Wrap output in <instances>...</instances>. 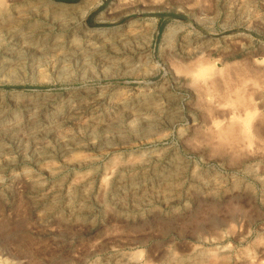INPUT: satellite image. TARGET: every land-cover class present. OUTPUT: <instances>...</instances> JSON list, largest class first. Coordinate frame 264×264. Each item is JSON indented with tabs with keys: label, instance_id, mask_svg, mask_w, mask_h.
Wrapping results in <instances>:
<instances>
[{
	"label": "rangeland",
	"instance_id": "374dc122",
	"mask_svg": "<svg viewBox=\"0 0 264 264\" xmlns=\"http://www.w3.org/2000/svg\"><path fill=\"white\" fill-rule=\"evenodd\" d=\"M41 1H0V264H264V0Z\"/></svg>",
	"mask_w": 264,
	"mask_h": 264
},
{
	"label": "bare ground",
	"instance_id": "6f19581e",
	"mask_svg": "<svg viewBox=\"0 0 264 264\" xmlns=\"http://www.w3.org/2000/svg\"><path fill=\"white\" fill-rule=\"evenodd\" d=\"M0 1H1V0H0ZM41 2H42V1L40 0V3H41ZM43 2H44V1H43ZM49 2H50V1H49ZM45 3H46V2H45ZM51 4H53V3H51ZM56 4H57V3H56ZM47 5H48V4H47ZM54 5H55V2H54ZM61 5H62V4H61ZM57 6H58V5H57ZM59 7H60V5H59ZM59 7H58L57 10L60 11ZM46 8H47V7H46ZM49 8H50V7H49ZM63 9H64V8H63ZM48 10H49V9H48ZM7 11H8V10H7ZM53 12H54V11H53ZM62 12H63V11H62ZM62 12H61V14H62ZM4 13H5V12H4ZM54 13H55V12H54ZM58 13H59V12H58ZM64 13H65V12H64ZM3 15H5V14H3ZM8 15H9V14H8ZM1 16H2V15H1ZM2 17H3V16H2ZM4 17L6 18V16H4ZM4 17H3V19H4ZM7 19H8V18H7ZM81 28H82V27H81ZM116 30H117V29H116ZM109 32H110V31H108L107 29H103V30L100 31V33H107V34H108ZM98 33H99V32H98ZM105 36H106V35H105ZM101 37H102V36H101ZM103 37H104V36H103ZM28 42H29V41H28ZM49 44H50V43H49ZM51 45H52V44H51ZM35 56H36V55H35ZM211 65H212V64H211ZM248 65H250V64H248ZM255 65H256V64H255ZM255 65H254V66H255ZM214 66H215V64H214ZM203 67H204V66H203ZM212 67H213V66H212ZM200 68H201L200 70L202 71L203 68H202V67H200ZM207 68H208V67H207ZM214 68H215V67H214ZM216 68H217V67H216ZM210 69H211V68H210ZM227 69H228V68H227ZM200 70H199V71H200ZM207 70H208V69H207ZM251 70H252V69H251ZM254 70H255V69H254ZM204 71H206V70H204ZM263 71H264V70H263ZM263 71H262V72H263ZM196 72H197V71H196ZM208 72H209V71H208ZM211 72H212V71H211ZM250 72H251V71H250ZM256 72H257V71H256ZM197 73H198V75H201V74H202V72H201V74H199V72H197ZM204 73H205V72H204ZM204 73H203V74H204ZM257 73H258V72H257ZM257 73H256V74H257ZM195 74H196V73H195ZM208 74H209V73H208ZM252 74H254V73H252ZM259 75H260V74H259ZM245 76H246V75H245ZM260 76H261V75H260ZM196 77H197V76H196ZM196 77H195V78H196ZM207 77H208V76H207ZM248 77H249V76H248ZM251 77H253V75H251ZM255 77H256V76H255ZM195 78H193V79H195ZM212 78H213V77H212ZM197 79L199 80V78H197ZM197 79H195V81H196ZM206 79L208 80V78H206ZM237 79H238V78H237ZM207 80H205V82H206ZM202 81H203V80H202ZM212 81H213V79H212ZM215 81H217V80H215ZM215 81H214V83H215ZM225 81H226V80H225ZM203 82H204V81H203ZM217 82H218V81H217ZM221 82H222V81H221ZM239 82H240V81H239ZM219 83H220V82H219ZM222 83H223V82H222ZM203 84H205V83H203ZM211 84H212V83H211ZM208 85H209V84H207V86H208ZM212 85H213V84H212ZM215 85H217V84L215 83ZM213 86H214V85H213ZM211 87H212V86H211ZM218 87H220L219 84H218ZM253 87H254V86H253ZM213 89H214V88H213ZM218 91H219V90H218ZM21 92H22V91H21ZM23 94H24V95H23ZM28 95H29V94H28ZM28 95L25 94V93H22V97L20 96L22 102H25V101H27V100L29 99V96H28ZM250 95H252V93H251ZM13 96H14V95H13ZM17 97H18V96H17ZM245 97H246V96H245ZM245 97H244V98H245ZM213 98H214V97H213ZM239 98H240V99H239ZM244 98H243V99H244ZM247 98H250V96H248ZM72 99H73V98H72ZM208 99H209V98H208ZM237 99L240 100V103L243 102V100L241 99V96H239ZM245 99H246V98H245ZM245 99H244V101L247 100V99H246V100H245ZM249 100H250V99H249ZM249 100H248V101H249ZM251 100H253V98H252ZM19 101H20V100H19ZM207 101H208V100H207ZM213 101H214V100H213ZM28 102H29V101H28ZM70 102H71V101H70ZM216 102H217V101H216ZM252 102H253V101H252ZM208 103H209V102H208ZM208 103H207V104H208ZM221 103H222V102H221ZM243 103H244V102H243ZM250 103H251V102H250ZM68 104H69V102H68ZM211 104H212V102H211ZM244 104L246 105V102H245ZM247 104H249V103H247ZM23 105H24V104H23ZM209 105H210V103H209ZM212 106H213V105H212ZM247 107H248V106H247ZM211 108H213V107H211ZM215 108H216V107H215ZM217 109H218V108H217ZM219 109H220V106H219ZM61 110H62V109H61ZM208 110H211V109L209 108ZM58 111H59V110H58ZM63 111H64V110H63ZM70 111H71V110H70ZM213 111H214V108H213ZM213 111H212V112H213ZM231 111H232V110H231ZM61 112H62V111H61ZM208 112H209V111H208ZM247 112H248V111H247ZM59 113H60V112H59ZM210 113H211V112H210ZM222 113H223V112H222ZM249 113H250V111H249ZM251 113H252V112H251ZM62 114H63V112L61 113V115H62ZM68 114H70V113H68ZM74 114H75V113H74ZM228 114H230V113L228 112ZM235 114H236V113H235ZM247 114H248V113H247ZM71 115H72V114H71ZM231 115H232V114H231ZM231 115H230V116H231ZM233 115H234V114H233ZM233 115H232V116H233ZM249 115H250V114H249ZM252 115H253V113H252ZM12 116H13V115H12ZM65 116H67V114H66ZM69 116H70V115H69ZM224 116H225V115H224ZM226 116H227V115H226ZM255 116H256V115H254V117H255ZM56 117H57V116H56ZM58 117H60V116H58ZM6 118H7V117H6ZM11 118H12V117H11ZM53 118H54V117H53ZM64 118H65V117H64ZM64 118H62V119H64ZM69 118H71V117H68V119H69ZM235 118H236V117H235ZM251 118H252V116H251ZM13 119H14V118H13ZM236 119H237V118H236ZM7 120H9V119H7ZM11 120H12V119H11ZM55 120H56V119H55ZM66 120H67V119H66ZM230 120H231V119H230ZM230 120H229V117H228V121H230ZM237 120H238V119H237ZM237 120H236V121H237ZM241 120H242V123L244 124L243 119H241ZM244 120H246V118H245ZM252 120H254V119L252 118ZM252 120H250V121H252ZM57 121H58V120H57ZM61 121H63V120H61ZM225 121H226V120H225ZM5 122H6V121H5ZM9 122H10V121H9ZM12 122H16V121H12ZM55 122H56V121H55ZM232 122L234 123L235 121L232 119ZM232 122H228L227 124H226V122H225L226 125L224 124V122H223V125H222V123H221L222 126L219 127V132H217V133H219V136H222L223 138H227V139L230 138L231 134H233V132H234V130H235V128H234L235 126L233 127V125H235V124H233ZM237 122H239V120H238ZM237 122H235V123H237ZM245 122H246V121H245ZM253 122H254V121H252V123H253ZM0 123H1V122H0ZM52 123H53V122H52ZM252 123H251V124H252ZM3 124H4V123H2V125H3ZM5 124L9 125L8 123H5ZM12 124H13V123H12ZM19 124H20V123H19ZM19 124H18V125H19ZM32 124H33V123H32ZM32 124H31V125H32ZM34 124H35V123H34ZM53 124H54V123H53ZM219 124H220V122L218 123V125H219ZM240 124H241L240 122H239V125H238V123H237V125H238V126H241L240 128H242L243 124H241V125H240ZM247 124H248V123H247ZM251 124H249V125H251ZM56 125H57V124H56ZM216 125H217V124H216ZM216 125H215V126H216ZM244 125H245V124H244ZM249 125H248V127H249ZM4 126H5V125H4ZM9 126H13V125H9ZM14 126H15V125H14ZM20 126H21V125H20ZM48 126H49V125H48ZM238 126H237V129L239 128ZM245 126H246V125H245ZM252 126H254V125L252 124ZM1 127H3V126H1ZM18 127H19V126H18ZM33 127H34V126H33ZM46 127H47V126H46ZM213 127H214V126H213ZM30 128H31V127H30ZM39 128H40V127H39ZM50 128H51V127H50ZM50 128H49V129H50ZM53 128H54V126H53ZM5 129H6V128H5ZM7 129H8V128H7ZM11 129H12V128H11ZM14 129H15V128H14ZM21 129H22V128H21ZM21 129H20V130H21ZM32 129H33V128H32ZM36 129H37V127H36ZM36 129H35V130H36ZM41 129H44V128H41ZM45 129H47V128H45ZM215 129H216V128H215ZM237 129H236V130H237ZM243 129H244V128H242L241 130L243 131ZM253 129H255V128H253ZM257 129H258V128H257ZM9 130H10V129H9ZM28 130H29V129H28ZM28 130H27V131H28ZM54 130H55V129H54ZM54 130H53V131H54ZM213 130H214V129H213ZM238 130H239V129H238ZM241 130H240V131H241ZM3 131H5V130H3ZM15 131H16V130H15ZM25 131H26V130H25ZM38 131H39V130H38ZM38 131H36V132H38ZM240 131H237L236 133H239ZM242 131H241V133L243 134L244 132H242ZM247 131H249V130H247ZM247 131H245V132H247ZM254 131H255V130H254ZM256 131H257V130H256ZM5 132H6V131H5ZM28 132H29V131H28ZM33 132H34V131H33ZM44 132H45V131H44ZM48 132H49V130H48ZM214 132H216V130H215ZM7 133H8V131H7ZM7 133H6V134H7ZM20 133H21V132H20ZM29 133H30V132H29ZM29 133H28V134H29ZM31 133H32V132H31ZM38 133H39V132H38ZM210 133H211V132H210ZM250 133H251V131H250ZM256 133H257V132H256ZM23 134H24V131H23ZM33 134H34V133H33ZM44 134H45V133H44ZM239 134H240V133H239ZM242 134H241V135H242ZM254 134H255V133H254ZM24 135H25V134H24ZM34 135H35V134H34ZM34 135H33V136H34ZM250 135H251V134H250ZM6 136H7V135H6ZM8 136H9V135H8ZM27 136H28V135H27ZM29 136H31V134H30ZM215 136H216V135H215ZM238 136H239V135H238ZM242 136H243V135H242ZM242 136H241V137H242ZM246 136H247V135H245V136L242 137V138H244L243 140H245V137H246ZM0 137H1V136H0ZM228 137H229V138H228ZM248 137H250V136H248ZM10 138H11V137H10ZM217 138H218V137H217ZM223 138H222V139H223ZM252 139H253V138H252ZM232 140L237 141V140H236L235 138H233V137H232ZM235 141H234V142H235ZM232 144H233V143H232ZM236 144H237V143H236ZM238 144H239V143H238ZM219 145H220V144H219ZM217 146H218V145H217ZM221 146H222V145H221ZM233 146H234V144H233ZM236 146L239 147V145H236ZM65 147H66V146H65ZM229 147H231V146H229ZM234 147H235V146H234ZM34 148H35V147H34ZM66 148L69 149V148H71V147L67 146ZM39 149H40V148H39ZM64 149H65V148H64ZM230 149H233V148H230ZM37 150H38V149H37ZM40 150H41V149H40ZM40 150H39V151H40ZM35 151H36V149H35ZM32 153H33V152H32ZM35 153H36V152H35ZM66 153H67V152H66ZM37 154H38V152H37ZM37 154H36V155H37ZM63 154H64V153H63ZM79 154H80V153H79ZM38 156H39V154H38ZM38 156H35V157L38 158ZM41 156H42V155H41ZM41 156L39 157V159L41 158ZM80 157H81V156H80ZM37 158H36V159H37ZM40 162H41V161H40ZM38 163H39V162H38ZM36 164H37V163H36ZM8 167H9V165H8ZM0 168H1V167H0ZM2 168H3V167H2ZM173 169H174V168H173ZM0 171H1V170H0ZM161 171H162V170H161ZM163 172H165V171H163ZM157 174H159V173H157ZM162 174H164V173H162ZM166 175H167V173H166ZM148 176H149V175H148ZM160 176H161V174H160ZM158 178H160L159 175H158L157 179H158ZM166 178H167V177H166ZM168 179H169V178H168ZM135 181H136V180H135ZM145 182H146V181H145ZM145 182H144V183H145ZM158 182H159V181H158ZM142 183H143V182H142ZM142 183H139L138 186H140ZM146 183H147V182H146ZM159 183H161V182H159ZM161 184H162V183H161ZM164 184H167V182H165ZM204 184H205V183H204ZM142 185H143V184H142ZM158 185H159V184H158ZM151 186H152V185H151ZM161 186H163V185H161ZM165 186H166V185H165ZM130 187H131V186H130ZM149 187H150V186H149ZM149 187H146V188H149ZM136 188H137V187H136ZM141 188L143 189L144 187L141 186ZM152 188H154V186H153ZM134 189H135V188H134ZM134 189L132 188V190H134ZM155 189H156V188H155ZM158 189H159V188H158ZM130 190H131V188H130ZM132 190H131V191H132ZM144 190H145V189H144ZM152 190H154V189H152ZM138 191H141V190H138ZM155 191H156V190H155ZM158 191H159V190H158ZM133 192H134V191H133ZM133 192H132V193H133ZM136 192H137V191H136ZM145 192H146V191H145ZM160 192H161V189H160ZM160 192H159V193H160ZM165 192H166V189H165ZM174 192H175V191H174ZM150 193H151V192H150ZM163 193H164V192H163ZM142 194L144 195L145 193H142ZM160 194H161V193H160ZM134 195H135V194H134ZM134 195H133V196H134ZM151 195H152V194H151ZM68 196H69V195H68ZM72 196H73V195H72ZM69 197H71V196H69ZM69 197H68V200H69ZM139 197H140V194H139ZM139 197H137V198H139ZM71 198H72V197H71ZM141 198H142V197H140V200H141ZM72 199H73V198H72ZM134 200H135V199H134ZM136 200H137V199H136ZM134 202H135V201H134ZM83 203H84V202H83ZM122 203H124V202H122ZM135 203H136V202H135ZM80 204H81V203H80ZM80 204H79V205H80ZM81 205H82V204H81ZM83 207H85L84 204H83ZM83 207H82V209H83ZM78 208L80 209V206H79ZM81 212H82V211H81ZM79 216H80V215H79ZM116 264H117V263H116Z\"/></svg>",
	"mask_w": 264,
	"mask_h": 264
}]
</instances>
